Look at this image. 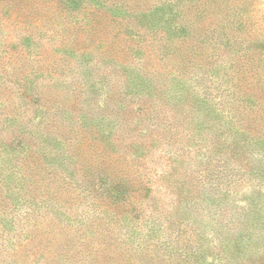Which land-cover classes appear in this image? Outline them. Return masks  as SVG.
I'll use <instances>...</instances> for the list:
<instances>
[{
	"label": "rangeland",
	"instance_id": "obj_1",
	"mask_svg": "<svg viewBox=\"0 0 264 264\" xmlns=\"http://www.w3.org/2000/svg\"><path fill=\"white\" fill-rule=\"evenodd\" d=\"M247 60L264 0H0V264H88L113 229L136 264H264Z\"/></svg>",
	"mask_w": 264,
	"mask_h": 264
},
{
	"label": "trees",
	"instance_id": "obj_2",
	"mask_svg": "<svg viewBox=\"0 0 264 264\" xmlns=\"http://www.w3.org/2000/svg\"><path fill=\"white\" fill-rule=\"evenodd\" d=\"M245 55L247 56V54ZM237 72V79L242 83L238 85L237 90L234 91V95H238L239 98H242L243 101L241 104L245 107V109H249V111H255L257 113L254 117L249 116L245 119L241 130L242 140L245 145H250L251 142L258 141H262L264 143V76H262V74H264V68L260 69V66L252 65L247 60L243 61V65ZM251 77L254 79L258 78V81H261L260 83L257 81L258 83L254 84L257 91L253 93H250L254 90V88L250 87ZM145 109H147V107ZM227 114L231 118L234 116L231 111H228ZM228 144H232V140L228 141ZM231 147H227L224 153L226 154L229 150H231ZM99 163L102 164V162ZM126 196L124 195L123 197H118L116 205L123 206L127 204L130 197H137V195L133 193H127ZM160 228L166 229V231L170 229L168 225L165 227H162L161 225L158 226L157 222L154 221V224L150 226V229L148 230L149 234H151L149 236H153L155 233L159 232L158 230H160ZM84 234L89 244L86 240H84L81 244L85 245L84 247H86V249H84V251L80 248L74 249L73 252H84L83 256L87 260L88 264H110L113 259H117L123 264H136V260L139 257L142 258L149 255L147 250L143 251V247L135 248L134 252H130L128 248L125 249L121 243L119 234H117V231H114V229L106 233L102 232V235H95V237H97V240H95L96 244H90L88 239H91L92 237L88 235L86 230H84ZM130 235L134 236L135 234ZM135 237H137V234ZM139 241H141V239H139ZM69 246L70 245L66 243L63 244L61 248L66 250Z\"/></svg>",
	"mask_w": 264,
	"mask_h": 264
}]
</instances>
